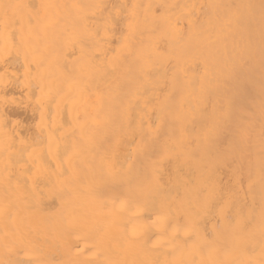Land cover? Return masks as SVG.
Listing matches in <instances>:
<instances>
[{"label":"bare ground","instance_id":"bare-ground-1","mask_svg":"<svg viewBox=\"0 0 264 264\" xmlns=\"http://www.w3.org/2000/svg\"><path fill=\"white\" fill-rule=\"evenodd\" d=\"M0 264H264V0H0Z\"/></svg>","mask_w":264,"mask_h":264}]
</instances>
